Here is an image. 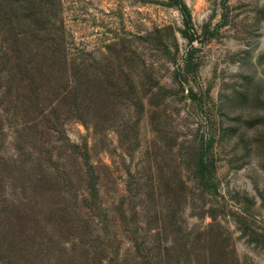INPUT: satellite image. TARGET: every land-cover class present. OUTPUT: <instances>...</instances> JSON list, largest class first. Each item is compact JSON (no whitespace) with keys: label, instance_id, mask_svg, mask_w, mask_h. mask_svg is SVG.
Masks as SVG:
<instances>
[{"label":"rangeland","instance_id":"1","mask_svg":"<svg viewBox=\"0 0 264 264\" xmlns=\"http://www.w3.org/2000/svg\"><path fill=\"white\" fill-rule=\"evenodd\" d=\"M52 2L0 0V45L63 40L96 113L64 122L79 163L49 180L0 65V264H264V0Z\"/></svg>","mask_w":264,"mask_h":264},{"label":"trees","instance_id":"2","mask_svg":"<svg viewBox=\"0 0 264 264\" xmlns=\"http://www.w3.org/2000/svg\"><path fill=\"white\" fill-rule=\"evenodd\" d=\"M46 3L48 7L53 4L52 0H46ZM37 21L39 27L44 29L40 19ZM38 38L40 40L28 41L17 37L16 40L2 41L0 65L4 69L3 77L6 82L2 92L3 95H11L9 102L15 106L12 114L22 119V129L28 131L35 128L40 131L41 147L47 153L45 159L55 168V172L48 179L60 182L59 165L63 163L62 166L66 168V163L69 164L67 161L73 158L78 162L73 145L79 148L80 145L72 143L67 137L69 148L68 152H64L66 148L57 144L61 140L59 134L64 133L63 124L66 120L73 118L88 123L94 119L96 112L93 109L96 107L91 88H95L96 75L92 72L93 65L88 58L69 56L63 40H52L54 37L50 36ZM99 80L101 83L104 81ZM108 84L109 78L105 85ZM105 85L98 86L104 97L109 94ZM101 111H107L105 104ZM18 132L16 140L19 143L23 141V133L19 130ZM30 147L18 149L30 151ZM85 158L87 169L80 176L87 183V192L83 193V196L90 202L88 209H94L92 202L95 201L93 205L98 206L96 201L101 198V175L99 172L95 174L88 154Z\"/></svg>","mask_w":264,"mask_h":264}]
</instances>
